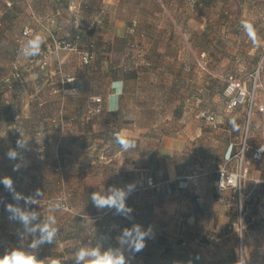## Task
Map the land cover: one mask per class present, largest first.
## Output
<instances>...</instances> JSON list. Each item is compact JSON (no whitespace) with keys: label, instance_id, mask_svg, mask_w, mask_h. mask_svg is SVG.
<instances>
[{"label":"crops","instance_id":"crops-1","mask_svg":"<svg viewBox=\"0 0 264 264\" xmlns=\"http://www.w3.org/2000/svg\"><path fill=\"white\" fill-rule=\"evenodd\" d=\"M71 1L0 0V141L39 142L44 149L55 139L106 135V159L114 161L96 183L113 190L109 197L123 194L125 230L148 233L142 251L131 246L120 252L125 264H264V153L250 160L243 183L242 259L234 191L215 186V172L241 136L248 113L247 103L226 107L225 78L251 89V74L259 68L256 82L262 86L254 91V103L264 104V0H83L84 34L77 46L94 44L88 64L77 52L51 51L41 27L73 39ZM26 27L33 31L27 47L38 41V50L16 55ZM14 62L21 80L5 83ZM65 76L73 79L62 83ZM95 96L102 97L98 113L92 112ZM256 105L249 115V151L264 145V112ZM202 111L215 122L200 117ZM59 115L65 130L52 127ZM157 126L168 128L146 132ZM118 138L130 146L122 147ZM57 155L65 165V149ZM74 170L73 195L96 204L97 192H79Z\"/></svg>","mask_w":264,"mask_h":264},{"label":"rangeland","instance_id":"rangeland-1","mask_svg":"<svg viewBox=\"0 0 264 264\" xmlns=\"http://www.w3.org/2000/svg\"><path fill=\"white\" fill-rule=\"evenodd\" d=\"M261 34L264 35V31ZM244 36L248 33L245 32ZM83 101L90 103L91 100L84 98ZM52 127L58 128L53 123ZM145 128L146 132L154 129L157 133L168 127ZM107 139L106 135L79 141L71 137L62 142L55 139L48 141L44 149L39 142L0 141V258L20 250L36 257L39 264H89V257L78 260L81 249L120 255L121 251L131 248L130 241L122 236L125 229L122 227L121 210L116 206L89 204L90 200L82 198V195L81 198L73 195L74 167L78 168L76 174L79 172L80 184L77 187L80 193L97 192L105 198L113 195V190L106 183H96V178L103 177L106 167L114 161L106 159L110 151ZM145 144L141 143L139 149ZM60 147L68 154L65 165L57 155ZM9 152H15V157H10ZM216 160V154L215 157L211 155V167ZM67 177L68 182L63 185L62 179L66 181ZM5 179L11 181L10 187L5 185ZM74 197L77 204H73ZM20 213L29 216L27 223L20 218ZM45 225L49 230L55 229L51 242H41L45 235L41 229ZM245 228L241 243L238 238L239 259L243 257ZM34 243L36 246L32 247Z\"/></svg>","mask_w":264,"mask_h":264},{"label":"built area","instance_id":"built-area-1","mask_svg":"<svg viewBox=\"0 0 264 264\" xmlns=\"http://www.w3.org/2000/svg\"><path fill=\"white\" fill-rule=\"evenodd\" d=\"M69 9L72 11L75 32L73 39H67L66 37L57 36L54 30L48 25L41 24L45 38L50 41V49L53 52H59L60 50L74 51L80 55V58L84 64H88L95 56V47L92 42L87 44L86 48L79 49L77 42L83 37L84 30L80 26V13L85 7L83 0H72L68 5ZM33 34L30 27H26L21 31L20 37L16 40L15 53L17 55H25L29 53L30 50L27 47L26 40ZM47 64L46 59L41 62L42 66ZM259 72L257 68L254 73L251 74L252 77V88L248 89L241 81L235 80L234 77L228 76L225 78L226 86L224 89V94L226 96V107L232 109L240 104L247 103L248 113L247 120L245 122L243 131L238 140L232 145L233 149L230 148V152L225 158L224 164L218 169V176L215 180V186L218 191H223L226 188H230L234 191L231 199L235 203L237 219L235 222L234 230L242 241V234L244 229V215H245V204H244V192L243 183L248 174V165L250 160L260 159L264 153V145H259L258 147L251 149L249 151V115L251 109L254 105V91L257 86H262V84H257L256 78ZM20 77L19 64L17 62L12 63L11 72L4 78L5 82H9L12 79ZM73 78L71 76H65L62 83L69 82ZM93 102L96 106L92 109V112L98 113L101 111L102 97H93ZM258 109L264 112V104L256 105ZM200 116L205 118L210 122H215V116L206 111L200 112ZM51 122L63 130L66 127L65 119L60 115L51 119ZM148 185L153 184L151 177L147 179ZM184 186L180 182V187ZM219 201L223 202L225 199L220 196ZM229 228H233L229 226Z\"/></svg>","mask_w":264,"mask_h":264},{"label":"clouds","instance_id":"clouds-1","mask_svg":"<svg viewBox=\"0 0 264 264\" xmlns=\"http://www.w3.org/2000/svg\"><path fill=\"white\" fill-rule=\"evenodd\" d=\"M38 41H29L28 47L32 49L33 51L30 53L26 54H36V51L38 50ZM18 143H22L18 141ZM118 143L121 144L122 147L127 148L130 146V141L125 139V140H119L118 138ZM8 155L10 157H15L16 153L15 152H9ZM4 183L6 186H11V181L8 179L4 180ZM123 194H120V198L116 197H102L98 194H93L92 199L95 201L97 206L103 207V206H116L118 210H123L124 209V203L122 199ZM9 209H11V206H9ZM20 218L27 223L29 221V216L23 213H20ZM41 231L45 233V235L41 238V242L44 240H47L48 242H51L55 229L49 230L48 226L45 225ZM135 231V236L132 235V232L125 230V237L130 238V244L131 246L134 247L135 251L140 252L144 249L145 247V241L144 238L148 233L141 232L139 227L134 229ZM36 244L34 243L32 247H35ZM86 257L91 258L89 261V264H125V258L123 255H114L111 252H106L101 254L97 250H84L81 249L79 254H78V260H85ZM0 264H39V261H37L36 257L32 255H28L23 251L16 250L11 252L9 255H6L2 258H0ZM53 264H59V262H53Z\"/></svg>","mask_w":264,"mask_h":264},{"label":"trees","instance_id":"trees-1","mask_svg":"<svg viewBox=\"0 0 264 264\" xmlns=\"http://www.w3.org/2000/svg\"><path fill=\"white\" fill-rule=\"evenodd\" d=\"M16 54V53H15ZM17 55V54H16ZM19 73H20V77L19 78H16V79H12L11 81H9V82H5L4 81V78H3V82H5V83H12L13 81H20L21 80V71H20V65H19ZM201 117V116H200ZM217 176H218V173H217Z\"/></svg>","mask_w":264,"mask_h":264}]
</instances>
